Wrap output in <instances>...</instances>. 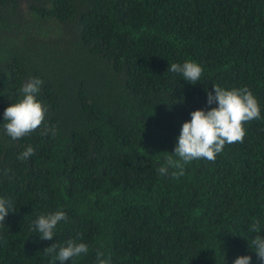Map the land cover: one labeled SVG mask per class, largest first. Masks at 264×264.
<instances>
[{"label": "trees", "instance_id": "16d2710c", "mask_svg": "<svg viewBox=\"0 0 264 264\" xmlns=\"http://www.w3.org/2000/svg\"><path fill=\"white\" fill-rule=\"evenodd\" d=\"M186 60L203 69L196 84L168 70ZM32 78L47 113L13 140L4 110ZM213 86L247 87L260 118L215 161L161 175L191 112L217 106ZM0 198L15 208L0 264H50L44 249L69 240L89 251L63 264H99L98 251L107 264H261L249 245L264 237V0H0ZM56 211L67 219L43 240L34 221Z\"/></svg>", "mask_w": 264, "mask_h": 264}, {"label": "clouds", "instance_id": "9594fccd", "mask_svg": "<svg viewBox=\"0 0 264 264\" xmlns=\"http://www.w3.org/2000/svg\"><path fill=\"white\" fill-rule=\"evenodd\" d=\"M169 71L179 73L184 80L191 84H196L203 73L202 67L194 61H184L182 64L172 63ZM43 81L40 78H32L19 89L22 99L16 103H11L4 110V125L6 134L13 140L20 139L25 135L38 129L47 113V107L36 99V94L40 91ZM207 103L217 106L209 110L197 109L191 112V119L185 121L180 129L177 143L172 152L173 156L166 158L165 164L161 165L157 171L161 175H167L169 168L178 169L171 175L175 177L184 174V166L193 160L206 159L215 161L216 155L223 151L226 144L243 142L245 136L244 124L260 118L259 104L252 92L244 87L242 89H224L220 86H213V91L207 93ZM53 136L56 135L55 128H51ZM43 134H47V131ZM34 154L32 147H28L19 155V159L25 160ZM15 208L11 202L0 198V223H4L5 217ZM64 211H56L48 215H41L34 221V231L43 240H52L54 230L59 222L66 220ZM250 231L259 232V222H255ZM250 248H254L261 264H264V237L255 236ZM57 245L51 244L46 247V254H53V261H64L89 251L85 243H76L69 240L66 246H60L58 252ZM103 254L97 252L99 264H107V261L100 259ZM251 257L248 255L238 256L233 264H250Z\"/></svg>", "mask_w": 264, "mask_h": 264}]
</instances>
